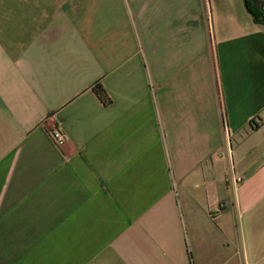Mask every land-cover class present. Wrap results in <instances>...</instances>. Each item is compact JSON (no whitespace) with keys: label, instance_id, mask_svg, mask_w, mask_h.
Returning a JSON list of instances; mask_svg holds the SVG:
<instances>
[{"label":"crops","instance_id":"obj_1","mask_svg":"<svg viewBox=\"0 0 264 264\" xmlns=\"http://www.w3.org/2000/svg\"><path fill=\"white\" fill-rule=\"evenodd\" d=\"M0 264H264L244 0H0Z\"/></svg>","mask_w":264,"mask_h":264},{"label":"trees","instance_id":"obj_2","mask_svg":"<svg viewBox=\"0 0 264 264\" xmlns=\"http://www.w3.org/2000/svg\"><path fill=\"white\" fill-rule=\"evenodd\" d=\"M247 11L251 14L253 21L257 24L264 25V0H244ZM93 92L106 103L109 98L100 84L93 86ZM256 126L255 124L253 125Z\"/></svg>","mask_w":264,"mask_h":264},{"label":"built area","instance_id":"obj_3","mask_svg":"<svg viewBox=\"0 0 264 264\" xmlns=\"http://www.w3.org/2000/svg\"><path fill=\"white\" fill-rule=\"evenodd\" d=\"M51 138L57 145H62L65 140V135L59 129L51 131Z\"/></svg>","mask_w":264,"mask_h":264}]
</instances>
